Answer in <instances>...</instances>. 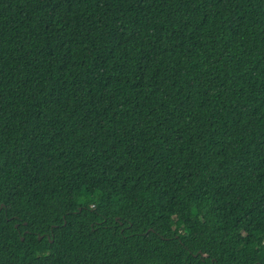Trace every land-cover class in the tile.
Here are the masks:
<instances>
[{
	"label": "trees",
	"instance_id": "16d2710c",
	"mask_svg": "<svg viewBox=\"0 0 264 264\" xmlns=\"http://www.w3.org/2000/svg\"><path fill=\"white\" fill-rule=\"evenodd\" d=\"M0 264H264V0H0Z\"/></svg>",
	"mask_w": 264,
	"mask_h": 264
},
{
	"label": "rangeland",
	"instance_id": "374dc122",
	"mask_svg": "<svg viewBox=\"0 0 264 264\" xmlns=\"http://www.w3.org/2000/svg\"><path fill=\"white\" fill-rule=\"evenodd\" d=\"M80 203L83 205H91V196L89 194L84 193L83 197L80 199Z\"/></svg>",
	"mask_w": 264,
	"mask_h": 264
}]
</instances>
